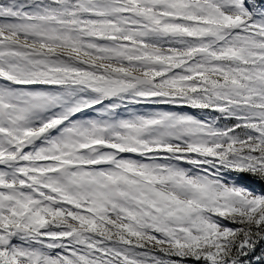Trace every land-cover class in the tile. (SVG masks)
<instances>
[{
  "label": "snow or ice",
  "instance_id": "snow-or-ice-1",
  "mask_svg": "<svg viewBox=\"0 0 264 264\" xmlns=\"http://www.w3.org/2000/svg\"><path fill=\"white\" fill-rule=\"evenodd\" d=\"M0 264H264V0H0Z\"/></svg>",
  "mask_w": 264,
  "mask_h": 264
}]
</instances>
